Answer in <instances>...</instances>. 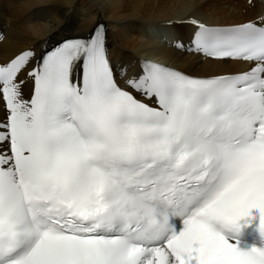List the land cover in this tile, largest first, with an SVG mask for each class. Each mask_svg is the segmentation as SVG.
Masks as SVG:
<instances>
[{"label": "snow or ice", "instance_id": "obj_1", "mask_svg": "<svg viewBox=\"0 0 264 264\" xmlns=\"http://www.w3.org/2000/svg\"><path fill=\"white\" fill-rule=\"evenodd\" d=\"M161 23L232 66L117 62L99 15L0 60V264H264V15Z\"/></svg>", "mask_w": 264, "mask_h": 264}, {"label": "bare ground", "instance_id": "obj_2", "mask_svg": "<svg viewBox=\"0 0 264 264\" xmlns=\"http://www.w3.org/2000/svg\"><path fill=\"white\" fill-rule=\"evenodd\" d=\"M37 6H48V15H34ZM61 12L69 14L68 22H63ZM189 13L207 23L238 22L264 15V0H0V26L5 27L0 60L41 40L49 30L62 28L53 37L59 39L74 33L73 24L87 25L99 15L108 27L110 52L117 62L159 59L191 74L231 67L170 46L171 36L185 39L190 26L165 27L161 22Z\"/></svg>", "mask_w": 264, "mask_h": 264}]
</instances>
